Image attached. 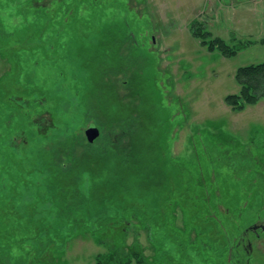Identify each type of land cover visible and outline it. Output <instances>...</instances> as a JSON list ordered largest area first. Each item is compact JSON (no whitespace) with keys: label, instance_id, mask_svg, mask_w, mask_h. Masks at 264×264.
I'll return each mask as SVG.
<instances>
[{"label":"rangeland","instance_id":"1","mask_svg":"<svg viewBox=\"0 0 264 264\" xmlns=\"http://www.w3.org/2000/svg\"><path fill=\"white\" fill-rule=\"evenodd\" d=\"M30 1L0 0V264H30L18 249L38 229L67 243L50 264H95L108 250L94 235L150 264H221L223 235L264 217V98L224 101L239 68L264 63V0ZM194 25L246 46L210 52ZM202 198L219 213L195 209ZM119 215L126 236H69L71 221L96 231ZM254 256L264 264V243Z\"/></svg>","mask_w":264,"mask_h":264},{"label":"trees","instance_id":"2","mask_svg":"<svg viewBox=\"0 0 264 264\" xmlns=\"http://www.w3.org/2000/svg\"><path fill=\"white\" fill-rule=\"evenodd\" d=\"M30 2L34 3L35 1L31 0ZM200 29H202V28L195 26V28L192 29L193 34L198 39L199 38L203 39L201 45L203 47H207L208 51H210V52L217 51L224 57H232L238 51L243 50L244 47L246 46V44H244V45L240 44V45H235L234 47H231L219 38H215L213 40L211 39L210 41L207 42V41H205L206 38H204V37H207L209 34L207 32H201ZM130 67L131 66H129L128 69ZM235 81L239 86V92L237 94H234V95L226 96L224 99L225 104L227 106H229L233 111H242L247 106H252V105L257 104L261 99L264 98V63L257 64V65H249V66L239 68L235 74ZM125 130H126V128H125ZM108 137H112L111 134ZM106 144H107V142H106ZM131 163H132L131 169H132V167L133 168L136 167V164L138 165V162L137 163L135 162V158H133V161L130 162V164ZM131 169H128V170H131ZM206 206H210V207L205 209ZM195 209H198L200 212H202L203 210L207 211L210 209L211 211L219 213V210L216 208V206H214L212 204V201L209 199H206V198L205 199L202 198L201 201L198 200L197 202H195ZM135 211H136L135 208H132L130 210H127V212H125V210L120 211V212H122V214H124V215H132L133 220H137L138 223L140 222V223H145L148 225V222H146L144 216L140 213H135ZM120 212L117 214H120ZM227 212H228V210H227ZM126 217L127 216L121 217L119 215V216H117V219H113L114 218V216H113V217H109L105 222H102L100 217H99V218H97V220H96L97 222L95 224L99 225L100 227L96 226V227H98L96 231H94L95 227H92V226H94L93 220H91V228L87 226V223H85L86 221H83V220L71 221L70 223H72L75 228L72 229L73 231L69 232V236H71L70 238H72L75 235V233L78 231V228H83V230H84V227H86L85 230L90 231L89 234L91 236L92 234H95V232L99 233V231L101 229H105L108 226L116 227V225H118V224H115L113 222L114 220L120 221L121 218H123L124 223H126L127 222ZM213 219L209 216H206L205 218L202 219L205 221V223L202 224V227L203 228L206 227L205 230H207L208 232L211 230L210 229L211 227L209 226V225H211V223H209V220H213ZM67 220L70 221L69 218H67ZM108 223H109V225H108ZM234 224H235V222H234ZM126 225H129V223L127 222ZM214 225H215V227H217L219 229V223L215 222ZM116 228H118V227H116ZM203 228L200 229L201 232H202ZM233 228H234L233 227V221H231V220H228V222L223 224L224 231L228 230L229 233L233 232V234L236 235L237 231L234 232ZM118 229H120V232L124 233L123 236L127 235V234H125L127 232V229H125V227H123V228L121 227ZM246 229L242 230V233H244ZM91 230L93 232H91ZM42 231L43 230H41V229L34 231V236L31 238V240H29L31 247H29L26 250L24 249L25 247L18 249V250H20V252L24 251L23 259L28 261L30 264H50V262H51L50 258L54 254L52 252L54 250L58 251V250L62 249V247L64 248L65 245L67 244L63 237L60 238L61 234L58 236H55V237L54 236L49 237L48 235H45V233ZM213 231H214V229H213ZM220 232H221V227H220ZM224 235H223V237H224L223 245L221 248V252L219 253V256L223 259L221 264H252L253 262L249 256V252H248V248H247L248 238H246L245 233H244V235L238 236L239 238L236 237L238 235L237 234L235 236L236 238H233V239H232V237L229 239V238L225 237ZM94 236L93 237L96 239L97 244L106 247V249L108 250L107 253L98 254L96 256L95 264H133V263H135V264H150V261H148L147 258L144 257V255L140 251H138V248H137L138 245L137 244H133V247H135V248L130 249L131 246H126V244H124V243L118 245V244H116L110 240V243H111V245H110L107 243V241H105V239L101 240L100 236H98V235H94ZM207 238L209 239V241H214L211 237L209 238L207 236ZM214 238H215V241H217V237H214ZM23 242L27 243L26 241H23ZM240 243H241V246H240ZM24 245H26V244H24ZM244 245H245V247H244ZM43 246H46L48 248V251L45 252V254L42 256L41 254L44 252ZM33 249H35V250H33ZM7 251H8V254L6 252L7 255L11 254L8 249H7ZM6 254H5V258H7ZM0 255H1V253H0Z\"/></svg>","mask_w":264,"mask_h":264},{"label":"flooded vegetation","instance_id":"3","mask_svg":"<svg viewBox=\"0 0 264 264\" xmlns=\"http://www.w3.org/2000/svg\"><path fill=\"white\" fill-rule=\"evenodd\" d=\"M263 219L264 217H260L261 221L255 220V223L252 224L250 228H247L244 232L246 235V238H248L247 248H248L249 256L252 262L256 261L255 256H254V250L256 249V245H261L262 243H264V220ZM251 233L253 234V236H249V235H252ZM241 243H240V246H241Z\"/></svg>","mask_w":264,"mask_h":264},{"label":"water","instance_id":"4","mask_svg":"<svg viewBox=\"0 0 264 264\" xmlns=\"http://www.w3.org/2000/svg\"><path fill=\"white\" fill-rule=\"evenodd\" d=\"M86 140L89 143H93L99 136V130L94 124H90L88 128L84 131Z\"/></svg>","mask_w":264,"mask_h":264}]
</instances>
